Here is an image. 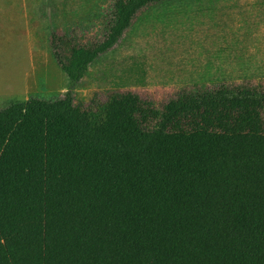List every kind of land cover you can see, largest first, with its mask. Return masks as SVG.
Here are the masks:
<instances>
[{
    "label": "trees",
    "instance_id": "obj_1",
    "mask_svg": "<svg viewBox=\"0 0 264 264\" xmlns=\"http://www.w3.org/2000/svg\"><path fill=\"white\" fill-rule=\"evenodd\" d=\"M185 1L115 0L86 41L50 32L68 91L0 110V264H264V85L75 104L143 12Z\"/></svg>",
    "mask_w": 264,
    "mask_h": 264
},
{
    "label": "rangeland",
    "instance_id": "obj_2",
    "mask_svg": "<svg viewBox=\"0 0 264 264\" xmlns=\"http://www.w3.org/2000/svg\"><path fill=\"white\" fill-rule=\"evenodd\" d=\"M115 0H0V110L56 101L70 80L50 32L98 37ZM264 85V0L162 4L143 12L75 88V104L131 93L162 107L184 92Z\"/></svg>",
    "mask_w": 264,
    "mask_h": 264
}]
</instances>
